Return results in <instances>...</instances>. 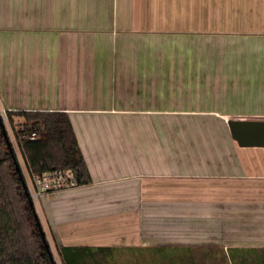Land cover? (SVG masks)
I'll return each instance as SVG.
<instances>
[{"label":"crops","instance_id":"obj_1","mask_svg":"<svg viewBox=\"0 0 264 264\" xmlns=\"http://www.w3.org/2000/svg\"><path fill=\"white\" fill-rule=\"evenodd\" d=\"M0 105L71 119L92 181L40 199L53 244L159 237L148 213L203 197L215 239L264 247V146L228 125L264 119V0H0Z\"/></svg>","mask_w":264,"mask_h":264},{"label":"trees","instance_id":"obj_2","mask_svg":"<svg viewBox=\"0 0 264 264\" xmlns=\"http://www.w3.org/2000/svg\"><path fill=\"white\" fill-rule=\"evenodd\" d=\"M9 117L11 121L22 118L32 127L43 126L41 136L19 143L30 172L71 168L79 186L91 183L89 168L66 111L10 110ZM6 136L0 116V264H57L27 188L22 165ZM56 246L63 264H118L121 253L127 251L114 246ZM130 250L168 257L152 260L154 264H199L194 257L199 249L155 246ZM200 252L207 256L216 253L226 264H264V247L234 246L227 252L224 248L210 247ZM177 253L185 257L175 259Z\"/></svg>","mask_w":264,"mask_h":264},{"label":"rangeland","instance_id":"obj_3","mask_svg":"<svg viewBox=\"0 0 264 264\" xmlns=\"http://www.w3.org/2000/svg\"><path fill=\"white\" fill-rule=\"evenodd\" d=\"M16 120L18 122V120H23V119L16 117L15 121ZM221 141L223 142V146L226 152H229V148H227V146L225 145V139L223 138L221 139ZM238 198L239 197L231 196V197H223L221 199L224 200L225 204H228L230 201L235 203L238 200ZM188 199H189L188 204L192 208L189 214H181L175 212L172 214H166V213L157 214V215L151 213L147 214L149 220H147V225L145 226L146 229H148L149 225L154 222L152 221L151 223L150 221L152 217L158 218L157 220L159 225L158 229L161 232L160 234H162L161 236L149 237L148 235L145 236L142 235L140 240L142 242L130 244V245H123V244L113 245L114 247H122L127 249V251L121 253L120 258L123 259H120L118 264H154L152 263V259H151L153 255L152 253L146 251H138V250L131 251L130 248L152 249L155 246H160L159 244H168V246L173 248L199 249V251H196V254L194 256L199 264H226V262L223 259H221L218 254L213 253L212 255L210 254L209 256H207L205 253L200 251L202 249L213 247V248H224V250L227 252L228 249L232 247L230 246L231 244L237 243L236 240L241 241L238 244H235L236 246H244L247 242L249 244L248 237L244 239L242 234L235 235L233 233L235 231L230 229H224L223 234H221L220 240L218 238L215 239L213 235V231H214L213 229L215 227L214 223H212V221L203 222L198 220L195 216L200 214L194 212V210H201L199 208H203L204 205L203 201L207 198L188 197ZM210 199H215V198H210ZM142 215H143L142 217H146V213H143ZM231 233H233V235H230ZM46 235L49 240L50 234L47 232ZM49 243L51 245V249L57 264H63L57 250V246H56L57 244L55 243L53 244L51 242V239L49 240ZM226 244L227 246H225ZM131 254L141 255L142 259L131 261L132 260ZM175 255H176L174 257L175 259H182V257H185L184 254H180V253L179 254L177 253Z\"/></svg>","mask_w":264,"mask_h":264},{"label":"built area","instance_id":"obj_4","mask_svg":"<svg viewBox=\"0 0 264 264\" xmlns=\"http://www.w3.org/2000/svg\"><path fill=\"white\" fill-rule=\"evenodd\" d=\"M11 109L0 105V116L4 122L8 138L14 147L19 162L22 165L23 172L26 178V185L35 207L38 206L40 199L52 192L60 190H68L78 187L76 174L71 168L54 169L45 172H30L25 165V160L20 152L19 143L25 139H35L41 136L43 126L38 125L32 127L26 124L24 120L11 121L9 111ZM57 263V262H56Z\"/></svg>","mask_w":264,"mask_h":264},{"label":"water","instance_id":"obj_5","mask_svg":"<svg viewBox=\"0 0 264 264\" xmlns=\"http://www.w3.org/2000/svg\"><path fill=\"white\" fill-rule=\"evenodd\" d=\"M228 125L240 146H264V119L230 118Z\"/></svg>","mask_w":264,"mask_h":264}]
</instances>
